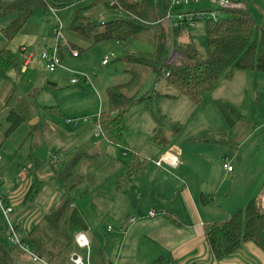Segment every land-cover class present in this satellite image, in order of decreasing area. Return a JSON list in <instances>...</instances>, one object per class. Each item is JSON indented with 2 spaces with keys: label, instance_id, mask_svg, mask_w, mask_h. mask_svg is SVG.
<instances>
[{
  "label": "rangeland",
  "instance_id": "1",
  "mask_svg": "<svg viewBox=\"0 0 264 264\" xmlns=\"http://www.w3.org/2000/svg\"><path fill=\"white\" fill-rule=\"evenodd\" d=\"M245 2L255 22L263 23L264 0ZM82 5L73 4L57 10H33L24 28L7 45L17 55L20 65L18 71L0 76V106L7 103L24 118V122L13 128L3 139L8 123L0 120V188L4 192L14 190L19 185L23 190L21 197L14 196L15 199L20 197L18 203L14 204L12 197L10 199L14 208L13 216L19 224L16 230L19 238L24 237L33 225L40 222L52 203L64 195L84 220L87 227L85 234L91 241L90 252L103 254L106 264H148L159 255H164L171 261L169 251L161 253L162 250L152 244L150 237L145 236L140 227L144 222L139 218L134 225L125 228L126 224L123 223L127 214L137 218L134 212L128 211L134 206L132 203L141 204L142 201L135 198L130 201L128 195H120L115 190V179L124 172L125 164L135 154L133 151L141 150L148 154L143 156L149 159V167H152V161H157L149 156L160 148L148 142L149 130L154 125L149 115V109L154 105V93L160 95L156 100L162 114L167 115L165 119L173 121L171 124L164 121L161 131L173 129V136L177 134L174 138L177 146L180 144L186 152H200L203 145H209L216 156L221 152L225 154L232 166L233 171L226 173L222 169L225 158H220V161L211 158L212 167L208 179H203L201 183L203 190L210 192L204 194H211L213 197L209 205H219L214 212L215 221H218L224 219L227 212L233 213L253 200L255 195L252 192L259 181L262 180L261 185L264 186V74L237 72L232 80L220 81L199 106L193 105L185 97L168 98V95L175 96L176 90L164 75L155 79L150 68L121 58L124 55L150 58L160 26H153L126 42L104 40L90 45V41L67 30L76 9ZM84 14L96 20L112 18L103 6L86 10ZM13 16L0 18V27L7 24ZM207 18L198 20L194 28L188 26L176 42L191 43L201 53H205L207 46L204 23ZM161 23L167 34L169 60H176L177 54L172 49L173 24L166 19ZM58 31L62 35L61 40L75 44L80 52L77 57H73L71 52L74 50L67 49L59 65L49 72L40 54L50 53L57 46L55 33ZM4 44L5 40L0 34V48ZM22 46L28 47L27 52L34 54L24 71L21 70ZM103 59L107 60V65L101 64ZM114 85L122 86V92L127 96L139 97L147 93L152 100L148 104L134 103L128 109L125 117L128 146L120 148L111 143L104 144L107 143L105 140L98 147H93L91 141L81 142L83 134L89 137L95 132L93 121L98 113L108 109L106 89ZM217 100L233 104L242 115L232 126L221 115L215 103ZM43 106H58L62 116L44 115L40 110ZM68 118L73 121V125L67 124ZM175 123H180L181 128ZM34 124L38 128L29 136L30 126ZM75 131H78L76 135H68ZM166 136L170 137L168 134ZM204 136L219 141L199 139ZM32 143L38 147V153L45 162L35 175L26 176L14 185L16 177L24 170L25 155ZM76 146L85 147L96 154L97 158L79 162L71 180L63 183L55 176L50 158L53 156L60 160ZM171 146L170 144L169 150ZM188 157L191 160L199 159L197 156ZM113 163L120 168L113 167ZM193 166L198 176L192 178V181L198 184L196 179L201 178L203 170L197 168V164ZM35 179L42 182L40 190L36 196L26 199L24 204L22 200L26 188ZM216 185L218 189L214 191ZM16 192L15 190L13 193ZM0 233H5V221L1 215ZM9 248L15 250L10 244ZM99 248L102 252H99ZM74 251L85 258L84 250ZM20 259L28 261L26 256ZM89 260L90 264H94V261ZM65 264L72 263L68 259Z\"/></svg>",
  "mask_w": 264,
  "mask_h": 264
},
{
  "label": "trees",
  "instance_id": "2",
  "mask_svg": "<svg viewBox=\"0 0 264 264\" xmlns=\"http://www.w3.org/2000/svg\"><path fill=\"white\" fill-rule=\"evenodd\" d=\"M73 4L83 5L76 9L67 25V30L81 39L90 41V45L104 40L126 42L153 26H160L150 58L130 55H124L121 58L150 68L155 79L164 75L167 82L176 90V95L173 97H185L195 106H199L220 81L232 80L237 72L264 74V22L257 24L246 4H242L237 9L220 8L218 9L219 17L216 20L207 18L204 23L207 46L205 53H201L191 43L176 42V39L188 27L187 22L181 21L179 25H173L171 27L172 49L177 54V59L170 61L166 49L167 34L161 22L166 19L168 13H180L181 8L172 7L168 0H0V18L14 15L7 25L0 27V34L5 40L4 46L0 48V76H7L19 70V59L7 45L24 28L33 10L40 8L57 10ZM97 6H103L112 18L96 20L84 14L86 10ZM64 41V46L57 41L59 60L67 49L74 50L77 57L80 49L75 44ZM106 95L108 109L98 113L93 122L95 126H99L100 136L104 140L125 147L127 146L125 117L128 109L134 103L148 102L151 96L147 93L139 97L127 96L122 92L120 85L108 87ZM155 96L160 95L154 93V98ZM215 103L230 126L235 120L241 118L242 115L233 104L220 100ZM5 108H10V111L3 119L8 123V127L3 132V139L11 133L13 128L24 122V118L7 103L0 106V112ZM40 110L44 115L62 116L58 106H43ZM150 114L155 124L152 141L166 145L171 138L166 136V131H161L166 117L161 114L156 104L150 110ZM233 117H235L234 120ZM37 128V124L31 125L29 136H32ZM199 139L209 142L219 141L206 136ZM80 146L74 147L60 160L53 156L50 158L55 176L63 183L71 180L79 162L97 158L96 154ZM38 151V147L33 143L29 144L23 165L26 176L35 175L45 162ZM146 166V159L133 154L125 164L124 172L118 174L115 179L116 191L123 192L126 180L141 176ZM41 185L42 182L33 180L26 188L22 202L25 204L26 199L36 196ZM212 201L211 194L200 195L202 205ZM3 203L11 204L5 196ZM154 211L173 226H182L173 213L166 210L154 209ZM129 218L131 217H128L124 224ZM12 221L17 230L19 224L14 216ZM202 230L204 241L216 261L233 255L245 243H252L264 254V219L255 216L254 200L222 220L204 223ZM77 231L86 232L87 227L80 212L71 206L68 198L62 195L57 202L52 203L40 222L33 225L24 237L18 238L46 263L65 264L69 255L78 249L73 241V235ZM9 244L5 223V233H0V264H41L32 261L17 246H13L15 250H11ZM99 252H102L100 248ZM22 256H26L28 261H21ZM89 258L94 261V264H106V259L101 253L94 254L92 251ZM149 264H170V262L168 258L160 255Z\"/></svg>",
  "mask_w": 264,
  "mask_h": 264
},
{
  "label": "crops",
  "instance_id": "3",
  "mask_svg": "<svg viewBox=\"0 0 264 264\" xmlns=\"http://www.w3.org/2000/svg\"><path fill=\"white\" fill-rule=\"evenodd\" d=\"M245 3V0H243V4ZM245 73L252 74L254 72ZM156 97L159 96H155L153 104H156L158 106ZM166 97L175 98L169 95ZM149 101L152 102V100ZM149 101L147 102V104L149 103ZM150 110L151 109H149V115L151 117ZM164 116L167 119V115L164 114ZM168 120V124H171V122H173L170 118ZM72 122L67 124H72ZM152 122L154 124L153 119ZM175 124L180 125V123ZM74 125L76 124L74 123ZM154 128L155 124L153 125V128H150L149 130L150 132L148 135V142L152 143L153 146H157V148L160 149H158L156 152L154 150L152 156L149 157H151L153 160H158L164 155L170 153L177 159L176 166L171 167L165 162H162L158 166L155 164V162L150 160L152 161V167H149V159L143 156L148 154L141 150H137L136 152L133 151V153L138 155L140 158H144L147 160L145 171L141 176L128 178L126 180L123 192L116 191L120 195H128L130 201L135 198L136 200L143 202H141V204L131 202L134 206H131L132 208L129 207L130 209L128 211L134 212V214L137 216L136 219L139 218L141 222H144V224L142 223L140 227H142L141 230H143L145 236L147 235L150 237L152 244L159 248L160 251L162 250L161 253H163L164 250L169 251V254L171 256V261L169 260L170 264H189L191 262H194L196 264H264V254L260 252L252 243H245L233 255L221 261H216L204 241L202 226L204 223L215 221L216 213L214 212H216V208L219 207V205L201 204L200 195L204 193H210L203 190L201 183L203 179H208V173L210 171V168L212 167L210 159L213 158L216 161H220V158L226 159L225 154L223 155L221 152L216 156L215 151L212 150L209 145H203V147L200 148V152H186L180 144H178L177 146V142L174 143V138L177 134L173 136V129H168L166 131V133L171 137L170 141L167 142L166 145H160L157 142L152 141L151 139ZM77 133L78 131H75L74 133L68 135H76ZM81 139V142L83 143L91 141L94 144L93 147H98L100 145L99 143H101V141H104L101 136H94V133H92V135H89V137L87 134H83L81 136ZM127 139L128 138L126 137L128 146ZM108 143L109 142L104 144ZM170 144L172 145L171 150L173 148V151L169 150ZM189 155L190 157L197 156V158L199 159H193L195 160L193 161L188 157ZM193 164H197V168H202L203 170V175H200L201 178L197 177L196 179L198 181V184L196 181H192V178L195 179V177L198 176V173L195 171ZM114 167L120 168V166L116 164H114ZM222 169L226 173H231L233 171V168L231 169V171H226V169L223 167V162ZM261 182L262 180L259 181L258 185H255L252 195H255L253 198L255 204V216L257 218L264 219V213H262V207L258 201V197L263 186V184L261 185ZM217 189V185L214 186V191H217ZM15 190L17 192L13 193L15 192ZM4 192H7L6 197L9 200L12 197L14 204L18 203L21 195H23V190L19 185H16V189L14 190L11 189ZM16 195L20 197H18V199H15L14 196ZM143 200H145V203ZM144 209L146 210L144 211ZM151 209L159 211L166 210L173 213L180 220L182 226H173L159 213L156 214L153 218H148L146 213ZM230 214L232 213H226L227 216ZM156 216L157 218H155ZM125 217V219H127L128 217H130V215L127 214ZM135 222L131 224L127 221L125 228L130 225H134ZM153 260H150L149 263Z\"/></svg>",
  "mask_w": 264,
  "mask_h": 264
},
{
  "label": "built area",
  "instance_id": "4",
  "mask_svg": "<svg viewBox=\"0 0 264 264\" xmlns=\"http://www.w3.org/2000/svg\"><path fill=\"white\" fill-rule=\"evenodd\" d=\"M172 7L181 8L180 13H168L166 15V21L168 23L173 24L174 26L179 25L181 21H185L188 23V26L194 28L198 20H203L206 17H209L212 20H216L219 17L218 9H234L240 8L243 4V0H168ZM191 6H195L191 8ZM56 39L61 46L65 45V41L61 40L62 35L60 31L55 33ZM57 44V42H56ZM28 47L22 46L20 47V52L23 55V61L21 70H26L27 66L31 62L33 58V52L28 51ZM73 57H76L77 53L75 51L71 52ZM40 58L45 61L46 69L49 72L55 70V68L59 65L60 60L58 56V47L56 46L52 52H42L40 54ZM102 65L107 64V60L103 59L101 62ZM74 83L75 80H72ZM67 123L72 122L70 119L66 120ZM100 128L98 125L95 126L94 136H100ZM162 162L167 163L169 166L174 167L177 164V159L172 154L168 153L158 159L155 164L160 165ZM30 167V165H28ZM223 167L226 171H231L232 166L228 163L226 159L223 160ZM26 177V172L23 170L15 179V184H18ZM1 183V181H0ZM1 185V184H0ZM7 192H3L0 188V215L4 218L7 228V240L10 242V245L19 247L23 252L27 254V256L34 262H38L41 264H48L43 259L39 258L30 248L22 243L16 234V230L14 228V223L12 221L13 218V207L12 205H4L3 197H6ZM8 199V198H7ZM9 200V199H8ZM258 201L262 207V213H264V186L260 192L258 197ZM11 203V201L9 200ZM157 214V211L151 209L147 211V217L153 218ZM136 221V218H129L128 222L133 224ZM74 244L78 249L85 251V258H83L79 253L72 252L69 255V261L72 264H90L89 263V255H90V241L86 234L81 231H77L73 235Z\"/></svg>",
  "mask_w": 264,
  "mask_h": 264
},
{
  "label": "water",
  "instance_id": "5",
  "mask_svg": "<svg viewBox=\"0 0 264 264\" xmlns=\"http://www.w3.org/2000/svg\"><path fill=\"white\" fill-rule=\"evenodd\" d=\"M10 111V108H5L0 112V120H3L4 117L8 114V112Z\"/></svg>",
  "mask_w": 264,
  "mask_h": 264
}]
</instances>
